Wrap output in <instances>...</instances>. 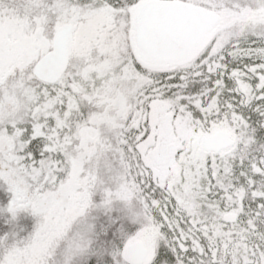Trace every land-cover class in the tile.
I'll list each match as a JSON object with an SVG mask.
<instances>
[{
	"label": "snow or ice",
	"instance_id": "obj_1",
	"mask_svg": "<svg viewBox=\"0 0 264 264\" xmlns=\"http://www.w3.org/2000/svg\"><path fill=\"white\" fill-rule=\"evenodd\" d=\"M0 182V264H264V0H0Z\"/></svg>",
	"mask_w": 264,
	"mask_h": 264
},
{
	"label": "rangeland",
	"instance_id": "obj_2",
	"mask_svg": "<svg viewBox=\"0 0 264 264\" xmlns=\"http://www.w3.org/2000/svg\"><path fill=\"white\" fill-rule=\"evenodd\" d=\"M11 192L0 182V197H11ZM97 193L94 197L100 199ZM36 217L28 213L17 214L12 217L5 211L0 213V235L5 232L17 236H27L35 226ZM88 225L92 226L91 235L93 243L90 251L73 258V264H114L111 252L116 247H121L125 234L135 231L138 224H133L128 217V209L123 202L116 201L110 210L103 208L92 209L90 215L77 227L87 231ZM59 254V253H58Z\"/></svg>",
	"mask_w": 264,
	"mask_h": 264
},
{
	"label": "trees",
	"instance_id": "obj_3",
	"mask_svg": "<svg viewBox=\"0 0 264 264\" xmlns=\"http://www.w3.org/2000/svg\"><path fill=\"white\" fill-rule=\"evenodd\" d=\"M5 185V184H4ZM6 186V185H5ZM11 199V197H0V213H4L5 211H8L7 210V204H8V201ZM9 212V211H8ZM22 213H28V214H30V215H32L31 214V212H29V211H25V210H21V211H19L18 212V214H22ZM33 216V215H32ZM33 230V229H32ZM23 236H25V235H23Z\"/></svg>",
	"mask_w": 264,
	"mask_h": 264
}]
</instances>
